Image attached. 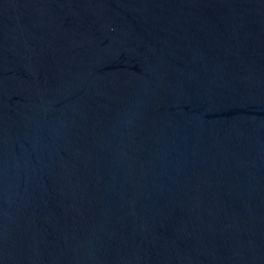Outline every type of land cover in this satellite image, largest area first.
I'll return each instance as SVG.
<instances>
[{
    "label": "water",
    "instance_id": "obj_1",
    "mask_svg": "<svg viewBox=\"0 0 264 264\" xmlns=\"http://www.w3.org/2000/svg\"><path fill=\"white\" fill-rule=\"evenodd\" d=\"M0 264H264V0H0Z\"/></svg>",
    "mask_w": 264,
    "mask_h": 264
}]
</instances>
